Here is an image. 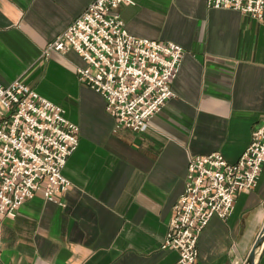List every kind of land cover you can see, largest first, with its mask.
Segmentation results:
<instances>
[{
  "label": "crops",
  "instance_id": "obj_1",
  "mask_svg": "<svg viewBox=\"0 0 264 264\" xmlns=\"http://www.w3.org/2000/svg\"><path fill=\"white\" fill-rule=\"evenodd\" d=\"M93 0H0V83L20 79L80 126L53 199L42 190L1 224L0 264H175L163 248L191 156L236 162L264 122V18L207 0H133L119 12L137 36L181 44L175 96L145 131L117 127L105 97L82 83L75 50L48 44ZM264 227V166L227 218L212 217L197 264H245ZM264 264V254L259 262Z\"/></svg>",
  "mask_w": 264,
  "mask_h": 264
},
{
  "label": "built area",
  "instance_id": "obj_2",
  "mask_svg": "<svg viewBox=\"0 0 264 264\" xmlns=\"http://www.w3.org/2000/svg\"><path fill=\"white\" fill-rule=\"evenodd\" d=\"M133 0H93L45 52L75 50L85 60L79 80L99 91L116 126L145 131L151 118L176 94L173 81L185 49L173 41L131 34L119 8ZM211 8H233L264 18V0H207ZM80 143V126L65 109L15 79L0 83V244L5 216L42 190L47 199L72 185L64 174ZM264 166V122L236 162L219 152L191 156L186 187L174 205L163 248L178 250L175 264H197L198 242L212 217L227 218L237 195L258 184Z\"/></svg>",
  "mask_w": 264,
  "mask_h": 264
},
{
  "label": "water",
  "instance_id": "obj_3",
  "mask_svg": "<svg viewBox=\"0 0 264 264\" xmlns=\"http://www.w3.org/2000/svg\"><path fill=\"white\" fill-rule=\"evenodd\" d=\"M264 254V227L262 228L253 248L251 249L245 264H259Z\"/></svg>",
  "mask_w": 264,
  "mask_h": 264
}]
</instances>
